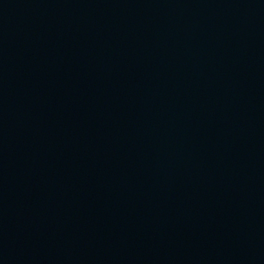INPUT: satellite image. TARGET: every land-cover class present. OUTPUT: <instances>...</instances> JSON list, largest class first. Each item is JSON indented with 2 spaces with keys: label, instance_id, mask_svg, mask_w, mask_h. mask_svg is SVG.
I'll return each instance as SVG.
<instances>
[{
  "label": "water",
  "instance_id": "1",
  "mask_svg": "<svg viewBox=\"0 0 264 264\" xmlns=\"http://www.w3.org/2000/svg\"><path fill=\"white\" fill-rule=\"evenodd\" d=\"M0 264H264V0H0Z\"/></svg>",
  "mask_w": 264,
  "mask_h": 264
}]
</instances>
